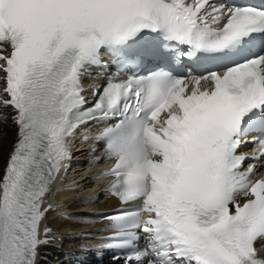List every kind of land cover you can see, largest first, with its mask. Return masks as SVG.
I'll list each match as a JSON object with an SVG mask.
<instances>
[{"label":"snow or ice","instance_id":"1","mask_svg":"<svg viewBox=\"0 0 264 264\" xmlns=\"http://www.w3.org/2000/svg\"><path fill=\"white\" fill-rule=\"evenodd\" d=\"M104 50L120 70H155L110 79L88 104L82 77L106 67ZM185 60L219 63L190 78L167 70ZM93 121L106 123L103 175L122 205L108 217L104 250L125 252L114 264H264V177L241 170L264 140L237 154L243 137L264 135V2L0 0V131L16 129L0 173V264H42L55 243L41 228L47 193ZM101 251L81 246L57 264H94Z\"/></svg>","mask_w":264,"mask_h":264},{"label":"bare ground","instance_id":"2","mask_svg":"<svg viewBox=\"0 0 264 264\" xmlns=\"http://www.w3.org/2000/svg\"><path fill=\"white\" fill-rule=\"evenodd\" d=\"M13 134H15V130H13L12 124L10 123L5 125L3 127V130L0 131V173H2L5 167V162L12 148L11 146L13 142ZM66 179L67 181H69L70 176H66ZM69 182H65V185H64L65 190L63 191V198L67 196H72V198L74 199L75 203L78 206L82 204L81 205L82 207L88 208L90 204L88 203L84 204L85 201L83 199V196H80V197L78 195L75 196L76 191L79 190L80 187L77 188V187L69 186L68 185ZM80 193H81L80 195H84V192L82 189L80 190ZM64 201H65L64 199L58 200V204L61 206L59 212L65 211L62 206ZM97 202L98 200H96L94 203L96 204ZM112 202L113 200L111 198H107L105 200V204H108V203L112 204ZM99 205L102 206L103 203ZM55 213L57 212H47L45 223L46 225H48L50 229H57L55 235L60 237L61 242L55 239V243L53 246L43 250L46 255L43 257L42 264H57L58 261H60L62 258H65L64 253H63L64 251L72 252L73 250L79 249L80 242L82 241L83 236L82 235L81 237H75V236L78 234H81L82 230H86L84 228L90 225V224H85L82 220H80L82 218L81 215L78 219L77 215L70 214L69 216L70 219L71 218H76V219L69 221L67 217H65L63 220H59V218L56 219ZM67 232L68 233L72 232V233L68 234Z\"/></svg>","mask_w":264,"mask_h":264},{"label":"rangeland","instance_id":"3","mask_svg":"<svg viewBox=\"0 0 264 264\" xmlns=\"http://www.w3.org/2000/svg\"><path fill=\"white\" fill-rule=\"evenodd\" d=\"M62 244H63V242H62Z\"/></svg>","mask_w":264,"mask_h":264}]
</instances>
